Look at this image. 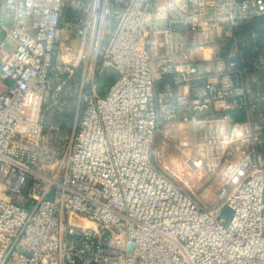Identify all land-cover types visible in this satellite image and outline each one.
Segmentation results:
<instances>
[{"label":"built area","instance_id":"2783aa9c","mask_svg":"<svg viewBox=\"0 0 264 264\" xmlns=\"http://www.w3.org/2000/svg\"><path fill=\"white\" fill-rule=\"evenodd\" d=\"M0 29V264H264V0H0ZM75 59L88 82L48 178L43 104ZM177 123L187 164L224 176L214 210L152 162Z\"/></svg>","mask_w":264,"mask_h":264},{"label":"rangeland","instance_id":"374dc122","mask_svg":"<svg viewBox=\"0 0 264 264\" xmlns=\"http://www.w3.org/2000/svg\"><path fill=\"white\" fill-rule=\"evenodd\" d=\"M254 24L255 22H249V27H253ZM76 49L81 51V48ZM89 56L91 58L93 54L90 53ZM89 61L73 60L72 72L55 82L46 94L40 138L34 147V153L35 168L48 178L61 179L64 175L70 137L80 114L83 96L80 86L82 82L85 84L88 82L85 68ZM108 85L99 83V91L106 89ZM196 155L189 126L177 123L160 129L154 142L151 159L160 171L178 187L192 195L200 206L214 210L219 204L218 194L224 176L221 171L208 172L203 168L189 166L187 158ZM221 215L225 222H228L231 211L223 208ZM83 222H86L87 227H94L87 220Z\"/></svg>","mask_w":264,"mask_h":264},{"label":"water","instance_id":"95a60500","mask_svg":"<svg viewBox=\"0 0 264 264\" xmlns=\"http://www.w3.org/2000/svg\"><path fill=\"white\" fill-rule=\"evenodd\" d=\"M117 70L111 67H106L104 69V73L99 77V83L111 84L117 77ZM52 198V194L49 193L47 195V199L50 200ZM132 246L128 245V250H131Z\"/></svg>","mask_w":264,"mask_h":264},{"label":"crops","instance_id":"0c3cea01","mask_svg":"<svg viewBox=\"0 0 264 264\" xmlns=\"http://www.w3.org/2000/svg\"><path fill=\"white\" fill-rule=\"evenodd\" d=\"M4 24H5V25H8V21L5 20V21H4ZM256 24H260V25H262L263 23H262L261 21H257ZM3 37H4L3 30L0 29V38H3ZM12 47H13V45L11 44V42H6V48L11 49ZM261 76L264 77V72L262 73ZM262 77H261V78H262ZM7 84H8L7 81H2V80H0V92H1V91H4V90L6 89ZM220 105H221L220 103H217V104H216V107H219ZM237 118H239V122H243V120H244L243 113H241V114H237ZM263 156H264V151H263ZM262 163H263V162H262ZM263 164H264V163H263Z\"/></svg>","mask_w":264,"mask_h":264},{"label":"trees","instance_id":"16d2710c","mask_svg":"<svg viewBox=\"0 0 264 264\" xmlns=\"http://www.w3.org/2000/svg\"><path fill=\"white\" fill-rule=\"evenodd\" d=\"M257 30H259V29H257ZM246 52H247V58L248 59H251V58H253V57H255L256 55H257V53L256 52H253L251 49H250V47H246ZM231 113H233V112H231ZM235 113V116H236V119L239 121V118H237V114H241L242 112H234Z\"/></svg>","mask_w":264,"mask_h":264},{"label":"bare ground","instance_id":"6f19581e","mask_svg":"<svg viewBox=\"0 0 264 264\" xmlns=\"http://www.w3.org/2000/svg\"><path fill=\"white\" fill-rule=\"evenodd\" d=\"M87 222H89V221H87ZM83 224L86 225V222H83Z\"/></svg>","mask_w":264,"mask_h":264}]
</instances>
